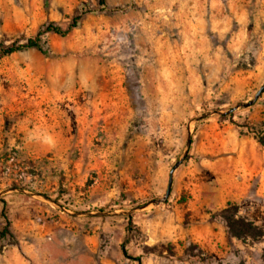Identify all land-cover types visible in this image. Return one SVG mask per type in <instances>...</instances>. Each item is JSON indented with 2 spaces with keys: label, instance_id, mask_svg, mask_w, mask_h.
<instances>
[{
  "label": "rangeland",
  "instance_id": "rangeland-1",
  "mask_svg": "<svg viewBox=\"0 0 264 264\" xmlns=\"http://www.w3.org/2000/svg\"><path fill=\"white\" fill-rule=\"evenodd\" d=\"M105 1L0 0V264H264V0Z\"/></svg>",
  "mask_w": 264,
  "mask_h": 264
},
{
  "label": "trees",
  "instance_id": "trees-1",
  "mask_svg": "<svg viewBox=\"0 0 264 264\" xmlns=\"http://www.w3.org/2000/svg\"><path fill=\"white\" fill-rule=\"evenodd\" d=\"M99 5L103 8L106 6L105 0H98ZM84 14H81L77 16L73 23H71L67 29H62L59 26H56L54 24H49L45 30L46 32L53 33L62 37H66L72 30L78 28L80 21L82 20V17ZM41 34H39L37 37L33 39H29L24 44H17L12 43L8 46H0V55L6 56L11 55L16 52H21L24 50H37L39 52H43V48L41 45ZM261 144H264V139H262ZM3 202V201H2ZM3 208L0 212V217L4 221V224H1L0 226V238H4L8 235H10V221L7 214V208L6 204L3 202ZM226 224L228 226L229 232L232 237H235L239 240L242 239H252L257 240L258 238L262 237L264 235V230L255 226L252 222L247 221L244 218L237 217V211L235 208H228L224 211L223 215Z\"/></svg>",
  "mask_w": 264,
  "mask_h": 264
},
{
  "label": "water",
  "instance_id": "water-1",
  "mask_svg": "<svg viewBox=\"0 0 264 264\" xmlns=\"http://www.w3.org/2000/svg\"><path fill=\"white\" fill-rule=\"evenodd\" d=\"M264 92V86L260 88V90L258 91V93L256 94V96L254 97L253 100L247 102V103H244L242 104L241 106L243 108H248V107H251L259 98L260 96L262 95V93ZM236 109V108H235ZM235 109H232L230 112H233ZM188 144H190V140H188ZM184 160V159H183ZM183 160L179 161L175 166L174 168L172 169L171 171V175H170V178H169V181H168V186H167V190H166V193H165V196H164V199L162 201H166L170 194H171V190H172V186H173V174L175 172V170L182 164Z\"/></svg>",
  "mask_w": 264,
  "mask_h": 264
},
{
  "label": "crops",
  "instance_id": "crops-1",
  "mask_svg": "<svg viewBox=\"0 0 264 264\" xmlns=\"http://www.w3.org/2000/svg\"><path fill=\"white\" fill-rule=\"evenodd\" d=\"M245 140L246 139H244V141ZM249 152H250V157L252 156L255 159V154H256L257 156H259L261 162H264V145L261 146L260 148H252L251 150H249Z\"/></svg>",
  "mask_w": 264,
  "mask_h": 264
}]
</instances>
